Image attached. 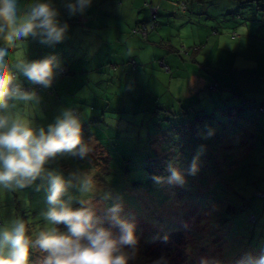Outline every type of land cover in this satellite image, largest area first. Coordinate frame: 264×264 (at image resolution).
Listing matches in <instances>:
<instances>
[{"label":"rangeland","instance_id":"1","mask_svg":"<svg viewBox=\"0 0 264 264\" xmlns=\"http://www.w3.org/2000/svg\"><path fill=\"white\" fill-rule=\"evenodd\" d=\"M170 1L179 12L182 1L192 3ZM203 4L213 10L225 3L208 0L195 6L202 8ZM178 11L169 17L160 14L161 26L147 39L158 40L165 33L171 41L155 46L149 42L148 46L140 39L144 48L137 49L134 62L122 64L118 58L121 64L117 69L113 66L112 77L122 95L115 97V106L96 125L91 122L82 127L90 115H79L82 138L93 147L88 159L57 157L48 168L66 178L77 170L90 171L97 182L91 197L95 213L106 210L109 214L114 204L121 205L120 217L135 225L134 232L144 243L152 242L149 252L156 254L146 255L137 242L129 264H256L264 255V112L256 106L264 102V60L217 63L213 53L223 56L227 51L215 48V35L203 26L212 21L217 25L216 21L205 19L207 15L191 16L188 11L187 22L179 24ZM148 15L150 18V10ZM193 75L196 83L191 82ZM215 78L222 87H206ZM199 81L204 83L202 87ZM223 98H228L220 104L225 111L215 108ZM245 99L251 104L240 109ZM66 103L72 105V98L52 109L39 106L38 115H30L29 107L19 104L14 111L26 115L34 127L46 128L63 110L71 109ZM206 107L225 123L237 121L221 128L209 116L202 117L208 129L199 131L200 138H192L191 129L179 122L196 119L204 114L196 110ZM30 113L36 114L34 109ZM193 161L194 174L190 171ZM170 165L183 176L182 184L168 182ZM157 177L162 179L157 182ZM46 186L37 180L21 190L0 189V228L23 218L33 224L34 234L43 230L46 222L40 213L46 207ZM70 191L79 195L75 189ZM72 207L80 205L74 202ZM229 226L231 235L247 238L245 246L232 237L228 241L227 235L222 239L225 251L221 244L205 243L207 228L214 233ZM30 257L33 255L29 254V264H39L41 258Z\"/></svg>","mask_w":264,"mask_h":264},{"label":"clouds","instance_id":"2","mask_svg":"<svg viewBox=\"0 0 264 264\" xmlns=\"http://www.w3.org/2000/svg\"><path fill=\"white\" fill-rule=\"evenodd\" d=\"M92 0H66L70 15L83 14ZM58 11L50 0H34L21 5L20 0H0V189L16 191L37 180L46 182L45 209L40 213L46 227L29 235L26 222L15 218L0 228V264H29L31 250L41 253L39 264H129L134 257L137 238L135 225L120 217L121 205L108 209L109 219L119 235L100 225L91 197L97 182L90 171L77 170L66 178L48 165L57 157L86 160L93 151L82 138L81 120L73 109H65L46 128H36L26 115L14 111L18 104L38 103L35 91L25 90L17 74L31 84L49 88L54 70L59 68L55 56L36 61L18 59L10 64L9 49L29 37L53 45L62 42L68 29L57 19ZM169 183L182 184L184 178L171 165ZM190 171H196L195 161ZM157 182L162 178L157 177ZM79 194L74 195L70 190ZM39 190V186L37 187ZM107 198V197H105ZM74 202L80 207L73 208ZM64 225L66 231L56 226ZM264 264V255L256 260Z\"/></svg>","mask_w":264,"mask_h":264},{"label":"crops","instance_id":"3","mask_svg":"<svg viewBox=\"0 0 264 264\" xmlns=\"http://www.w3.org/2000/svg\"><path fill=\"white\" fill-rule=\"evenodd\" d=\"M152 1H164L162 16L167 15L169 17L172 14L171 11L175 7L174 1ZM199 1L208 0H192V3L187 5V12L183 15H181L182 13L178 14L179 24L182 21L187 22L185 15L189 12L191 16L196 15V11L199 10H204L211 15L224 13L232 8H236L238 12L239 25H234V21H230L229 16L222 15L223 24L217 25L218 30L215 32L211 31L215 35L213 38L216 41L215 48L218 47V49L222 48L227 51L223 56L213 53L216 61L219 58L217 63L227 60L229 65L238 60H245V63L247 61L251 63L253 59L264 60V0H211L225 3L222 8L213 7V10L206 8V4H203L202 8L196 7L195 4ZM245 1L247 3H244ZM32 2L34 0H20L22 6ZM50 2L58 11L57 19L60 24L68 25L63 41L46 45L40 43L39 38L29 37L17 42L15 47L9 49V55L6 59L12 64L18 59H26L31 62L55 56L59 62L58 69L67 67L71 74L57 77L52 87L37 92L39 102L27 105L29 111L34 109L36 114L30 112L29 114L38 115L39 106L46 107V109L54 108L55 105L68 100L72 91L90 99L95 94L89 90V87L92 88V91L96 89V92L101 88L109 90L111 92L109 95L114 101L118 94H122L118 92L112 77L113 66H116L117 69L119 64L129 62L131 58L135 59L137 49L144 48L140 38L131 34V29L137 22L149 19V9L144 4L145 0H92L91 6L83 14L77 13L75 15H70L65 7L66 0H50ZM244 15L248 16L249 20H242ZM172 19L175 20L176 18ZM212 25H214L213 21L203 24L207 27L206 30L211 29ZM161 41H171L170 34L164 33L158 40H144L148 46L149 42L153 43L154 46L155 44L161 45ZM0 47H4L2 41H0ZM240 50L244 52V55H240ZM246 51H250L251 53H247L250 55H247ZM195 53L192 56L194 60ZM119 57L122 59L121 63L117 61ZM127 57L130 59H125ZM58 69H55L54 72ZM17 76L19 83L32 85L24 76L20 74ZM192 77L195 78L191 79V82L196 83L197 77L194 75ZM199 82L200 87H202L204 83ZM74 88L78 90H73ZM77 103L76 101H73L72 105L66 103L65 107L73 109ZM19 105H22V108L26 107L23 104ZM95 114L96 110H94ZM84 121L87 122L88 120Z\"/></svg>","mask_w":264,"mask_h":264},{"label":"trees","instance_id":"4","mask_svg":"<svg viewBox=\"0 0 264 264\" xmlns=\"http://www.w3.org/2000/svg\"><path fill=\"white\" fill-rule=\"evenodd\" d=\"M160 3H161L160 1L159 2H154L152 0H145V3H144L145 6L150 10V14H151L150 18L148 20H142V21L137 22L136 25L131 29V34L132 35H134V36H136V37H138L140 39L147 40L149 38L150 32L152 30H158V27L161 24V21H159V16H160V14L162 15V13H161L162 6H161ZM235 3H238V2H235ZM244 3H247V1H245ZM180 7H181L180 12L178 11V8H177V9L173 10V12H171V13L175 14V13H177V11H178V13H186L187 12L188 9H187L186 1H182L180 3ZM154 9L156 10L155 12H153ZM196 15H198L200 18H201L202 15H207V17L206 18L204 17V18L205 19H211V20L214 19L216 21L217 25H222L223 24L224 19H222L223 18V17H221L222 15H224L225 17L229 16L230 17L229 20L230 21H234V25H237V24L239 25L238 18H237L239 16H238V12H237L236 8H232V9L226 10L224 13L222 12V13L217 14V15H211V14L207 13L204 10H202V11L199 10V11H196ZM242 20H249V17L244 15L242 17ZM217 25H212L210 30L213 31V32L218 30L217 29ZM178 52H181V51L178 49ZM134 61H135V59H133V58L130 59V62H134ZM217 62H219V58H218ZM163 65L166 66L167 69H169V67L167 65H165L164 62H163ZM67 74L68 75L71 74L70 70L67 67H65V68L62 67V68L56 70L54 72L52 85H53V83H54V81L56 80L57 77L64 76V75H67ZM20 84L22 85V87L25 90L35 91L36 93L41 91V90H43V89H48V88H44L42 86H41V88L38 89L39 85H33V84L32 85H27V84H24V83H20ZM52 85H51V87H52ZM207 86H209L212 89H219L220 87H222V85L219 83V81L216 78L212 81V84L210 83L209 85H206V87ZM224 87H226V86H224ZM73 90H78V89L74 88ZM89 90L93 94H95V96H93L90 99H86L84 96L79 95L77 92H73L72 91V93L70 94V97L72 98V100L78 102L76 105H74V108L72 107L78 115L81 114L80 116L83 117L84 114L89 113V115H90V114L93 113L92 115H90V119L87 122L82 123L83 124L82 127H85V125H87V124H89L91 122H94V125H96V123L99 121L101 115L107 114V112L109 110H111V108H113L115 106L114 103H116V102H114L112 100L111 96L109 95V92H110L109 90H104V89L101 88V89H98L97 92H96V89L94 91H92L91 87H89ZM74 97H77V98H74ZM227 99L228 98H223V100H219L218 101L219 104L215 108H222V106L220 104L222 103V101H225ZM228 103H230V102H228ZM250 104H251L250 101L245 99L244 104L239 106V108L240 109L249 108ZM232 105L237 106L235 104H232ZM256 106L258 107L259 112H264V102H260V103L256 104ZM229 109H231V108H229ZM94 110H96V115H94ZM222 110L225 111L224 108H222ZM198 111L199 112H204V114H198L196 119H186L185 118L184 119L185 121L182 120L181 122H179L182 127L191 129L190 131H192V133L190 135L192 136V138H194V137L195 138H198V137L200 138V136L198 135L199 131H202L204 129H208V128H206V124H205L206 121L200 119L202 117H208L209 116L208 118H209L210 122L218 124V126H220L221 128L222 127H227V125H229V123H231V122L234 123V122L237 121L236 119H233V121L225 123L223 119L218 118L219 116L217 115L216 112H209L208 111V107L202 108L201 110H196V113H198ZM100 112H102V113L100 114ZM229 113L234 114L233 118L237 117V114H235L232 110H229ZM96 119H97V121H96ZM202 126H203V129H199V127H202ZM94 135H96V134L95 133L91 134V136H94ZM218 162H219V160L217 159L216 163L218 164ZM95 215L98 218V220L100 221V225L99 226H102V227H104L106 229H110L113 232L114 235H119V232H120L119 228L112 225V223H111V221L109 219V214L107 213L106 210L98 211V212L95 213ZM24 221L26 222L28 220L25 219ZM26 225H27L28 230H29V235H35L34 234L35 231H33V229H32L33 224H30L29 222H26ZM56 227L59 230H61V231H66L67 230L64 225H57ZM230 228H231V226L227 227V229L225 231L224 230L221 231L220 229H217V230L214 231V233H211L209 231V229L207 228L208 233L205 234V243H206V240H207L208 244L211 245V246L216 244V243L217 244H221L222 246H224V251H225L227 246L225 245L226 242L222 241V239H223V236L227 235L226 238L228 239V241L232 237V240H235L237 243H239V246H243V245L245 246V244L247 242L246 241L247 238H245V237H243L241 235H238V234L231 235L229 233ZM201 237H202L201 234H196V238L197 239H201ZM136 238H137V242L140 243V245L143 247L144 252H145L146 255H153V256L156 255L154 253L149 252V246H150L149 244H151L152 242L151 243H144L140 238H138L137 234H136ZM218 238H220V239L218 240ZM30 254L33 255V257H30L31 260L32 259L39 260V259H36V258H41L42 259L41 253H39L36 250H31ZM33 263H35L34 260H33Z\"/></svg>","mask_w":264,"mask_h":264},{"label":"built area","instance_id":"5","mask_svg":"<svg viewBox=\"0 0 264 264\" xmlns=\"http://www.w3.org/2000/svg\"><path fill=\"white\" fill-rule=\"evenodd\" d=\"M156 10L154 9L153 12H155ZM41 88V86L39 85L38 89Z\"/></svg>","mask_w":264,"mask_h":264}]
</instances>
